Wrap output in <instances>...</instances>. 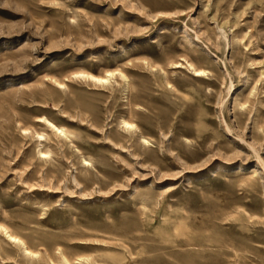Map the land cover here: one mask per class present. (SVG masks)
I'll return each mask as SVG.
<instances>
[{
  "label": "rangeland",
  "instance_id": "374dc122",
  "mask_svg": "<svg viewBox=\"0 0 264 264\" xmlns=\"http://www.w3.org/2000/svg\"><path fill=\"white\" fill-rule=\"evenodd\" d=\"M0 224V264H264V0H0Z\"/></svg>",
  "mask_w": 264,
  "mask_h": 264
},
{
  "label": "bare ground",
  "instance_id": "6f19581e",
  "mask_svg": "<svg viewBox=\"0 0 264 264\" xmlns=\"http://www.w3.org/2000/svg\"><path fill=\"white\" fill-rule=\"evenodd\" d=\"M175 65H176L175 67H177V68L178 67H187V68L191 69L194 72V75L196 77H199V78H202L204 75L208 74V70L207 69L197 67L195 64H193L192 62L187 61V60L185 62L177 61V62H175ZM153 70H156V69H153ZM79 74H80V76H83L84 78H87L88 80H90V81H92L94 83L105 84V83L109 82L111 77L114 76L117 73L115 71H108L105 76L97 75V74H94V73H79ZM126 79H127V77H126ZM39 122L44 123L57 136L63 137L65 139H70L66 129L63 126L58 125L57 123H55L53 120L49 119L48 117H46V116L40 117L39 118ZM124 124L126 126H130L132 128L135 127L134 123H130L127 120L124 121ZM36 134L41 140L47 139V137H48V135H46L43 132L42 133L36 132ZM143 140L149 142L147 137H143ZM40 155H41V159L42 158H47V157H49L51 155V151L50 150L49 151H44V150L41 149L40 150ZM251 170H252L251 176L257 174L256 168H253ZM0 232L6 237V239H8L9 241H11V242L17 244L18 246H20L23 249V251H24V253L26 255H32V256L39 255L38 252L33 251L32 249H30L27 246V244L24 241V239H22L20 236H18L16 234H14L10 230V228L7 227L6 225L0 224ZM81 260H83V259H80V261ZM53 264H59V263L54 262ZM67 264H76V263L72 262L70 260H67Z\"/></svg>",
  "mask_w": 264,
  "mask_h": 264
}]
</instances>
